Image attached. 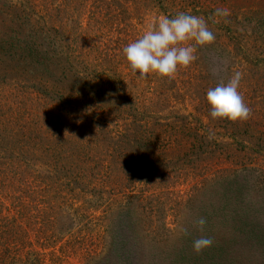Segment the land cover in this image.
<instances>
[{"label": "rangeland", "instance_id": "rangeland-1", "mask_svg": "<svg viewBox=\"0 0 264 264\" xmlns=\"http://www.w3.org/2000/svg\"><path fill=\"white\" fill-rule=\"evenodd\" d=\"M224 8L230 16H214ZM179 12L205 18L215 41L197 47L195 61L173 77L149 73L139 78L123 48L160 16ZM48 36L63 52H51L59 70L45 74L26 64L22 50L29 41L44 45ZM1 37L16 40L2 63L0 74L8 68L14 78L0 89V111L11 117L9 131L13 123L23 126L20 134L27 130L28 143L18 142L15 132L0 141L1 154L26 155H19L15 176L12 167H5L4 183L0 178V218L17 211L13 197L22 211L32 205L27 215L35 220L38 215L56 217V212L37 214L33 206L47 201L46 184L63 177L49 162L51 155L74 151L85 155L80 165L93 157L112 158L115 169L109 178L98 179L96 187L102 190L82 193L73 207L96 202L98 210L89 214L94 222L103 207L115 216L132 208L133 236L142 238L150 264H214L215 257L220 264H264V0H0ZM0 56L4 58L1 50ZM218 66L224 71L214 75ZM235 70L244 74L239 91L251 116L235 122L212 119L207 91L221 79L227 82ZM34 80L53 83L48 87L58 94L49 99L50 94L33 88ZM98 92L109 94L111 101L97 100ZM132 108L137 116L143 111L142 123L127 112ZM14 109L18 113L12 114ZM140 131L147 135L142 147L132 136ZM44 148L49 149L47 165L39 159ZM61 181L57 184L64 186ZM58 201L53 200L66 207V199ZM61 212L59 219L66 217ZM199 217L207 220L203 232L194 226ZM104 221L93 230L96 253L103 249L96 231L105 237ZM201 236L214 243L197 254L192 243ZM24 241L33 245L14 248L23 260L40 253L43 264H88L79 251L61 255L57 245L55 256L61 260L55 261L52 248L44 249L32 235ZM13 254H4L0 264H23Z\"/></svg>", "mask_w": 264, "mask_h": 264}, {"label": "trees", "instance_id": "trees-1", "mask_svg": "<svg viewBox=\"0 0 264 264\" xmlns=\"http://www.w3.org/2000/svg\"><path fill=\"white\" fill-rule=\"evenodd\" d=\"M16 18L18 17L16 16ZM15 40L16 39H14V37H8L7 39H3L2 37L0 38V42L5 44V47L0 45V50L3 52L4 56V58L0 56V72L2 69H5V67H3L4 64L2 63L7 62L8 59H5V57L7 52L11 51L14 47L13 42ZM58 50L62 51L60 45L51 43V39L48 36L44 45H39L33 41H29V43L26 44L25 48L22 50V52H24L22 53V56L27 65L30 66V64H32L34 68H37L45 74H48L50 71L57 73L59 69L54 65V57L51 52H58ZM28 69L29 68L26 67V70ZM6 70L7 71H5V73L3 72L0 74V89L4 88L7 79L14 78V72L12 71V73H8V68H6ZM37 80L32 81V86H35L33 88H35L36 91L43 92L44 94H50L47 97H49V99H54L53 94L56 90L48 87L50 85L53 86V83L49 82V85H46V82L42 83ZM89 95L92 94L89 93ZM94 95L95 97H97V95H101L97 100L104 99L106 102L111 101V96L109 94L106 95L105 93L98 92L94 93ZM93 98L91 100H93ZM103 108L108 109V107L105 106ZM16 110L17 109H14L12 114L18 113ZM115 110L118 109L115 108ZM127 112L132 114L133 117L134 115L136 116L134 117L137 118L135 121L142 123L143 111H140L138 116L136 115L138 114V111H135L133 108L131 111L129 109ZM10 121L11 117H8L6 112L0 111V141L6 140L2 137H4L7 133L12 134L15 132L14 138L19 136L18 142H22V144H24L25 141L28 143L27 130L25 131V134H20L23 132V126L19 123H13L11 125L13 126L12 129L9 131L8 123ZM15 125L18 126V131H16ZM143 126L145 127L146 125ZM132 136L140 147H142V141L144 138H147V135H145L143 131H140ZM155 136H157V133ZM154 148L157 149L156 144H154ZM46 149H43L44 151L42 152L45 153H41L42 156L39 158L43 161L42 164L44 165H47L46 159L49 158V154L46 153L49 149ZM26 154V158H38L36 155H33V153ZM19 155H22V153H0V178L3 179L1 182L4 183L5 167H9L10 169L12 167L13 169H11V172L13 175L17 173L15 166L16 163H20V161H18ZM22 156L26 155L23 153ZM52 156H54V158L48 161L57 166L59 168L60 175H63L64 177V179L63 177H61L62 179H56V182L61 184V180H64L65 185L61 186L57 183L55 184V181L51 182V184H46V186H44L43 195L48 197L47 201H42L43 205H34L33 210L36 209L37 214H39V212H56V217L46 215L47 217L39 219L38 215L36 218L37 220H35L33 215H27V213L32 211V205L28 210L22 211L23 207L21 206L23 205L18 204L17 198L13 197L12 207L17 209V211L11 217L0 218V252L3 253L0 255V258L4 254L9 256V253L15 252L17 255L13 254L12 259L16 262H21L23 264H43V254L34 253V257L31 260H23L21 259L22 256L20 251L18 250L17 252V250L14 249L18 245L21 249L25 247L28 248L27 246H32V243L24 241L25 237L27 238L29 235H32V237L35 238L36 243L43 246L44 249L52 248V251H50L49 254L53 257L56 253V246L59 245L58 252H60L61 255H67L69 250H72L73 252L79 251L83 254L84 258L88 260V264H150L153 262L152 257H149L148 251L140 245L142 238L137 240L133 236V224L131 223L133 220V218H131V213H133L132 208L128 207V209H124L121 212L117 211L118 214L115 216V213L112 210L103 207L101 209V212L103 213L102 216L94 218V222L93 219L89 218V214H91L92 211L98 210L99 205L96 202L95 205L92 203H85L81 206L73 207L74 203L78 202L80 199L82 200V193L86 194L89 190H92L93 192H91L95 193L97 190H102L104 188L101 185L100 187H96V184L100 177H110L111 171H114L115 169L114 159L109 158L108 160H96L93 157L89 159L90 162L87 160L85 163L82 162V165H80V157L85 156L83 153H74V151H70L68 155H65V153H55L51 155V157ZM139 158L141 159L140 161H142L143 156H139ZM6 181L8 185L11 183V187H13L14 181L9 179ZM108 182L110 181L108 180L104 183L107 184ZM113 184L116 185V183ZM113 184L112 188L114 187ZM91 186L94 188H91ZM112 188L107 190L108 193H112L110 192L113 191ZM15 190L16 189H14V191ZM51 192H54V197L50 196ZM56 199H59V201L66 199L67 201L63 203L66 207L62 208L60 207L62 204L56 202L54 203L53 200ZM61 210L66 213V217L59 219L57 215L60 216V214H62ZM71 212H75L74 216H70ZM105 215H108L110 220ZM103 217L107 232L104 237L96 231L98 241H101L103 244V247H101L103 249L100 250L99 253H96L98 244L93 240L95 237L92 238L95 236V234H93V230L101 224ZM65 237H67L66 240H63ZM23 254L25 253H22V255ZM59 257L60 255H56L55 261L61 260ZM189 258L191 259L190 256ZM190 259L187 258V260ZM191 263L192 262H190V264ZM220 263L221 262L218 258L215 257L214 264Z\"/></svg>", "mask_w": 264, "mask_h": 264}, {"label": "clouds", "instance_id": "clouds-1", "mask_svg": "<svg viewBox=\"0 0 264 264\" xmlns=\"http://www.w3.org/2000/svg\"><path fill=\"white\" fill-rule=\"evenodd\" d=\"M227 8L217 9L216 17L230 16ZM214 23L219 20H214ZM215 34L210 30L205 18L190 13L179 12L174 17L160 16L150 24L143 34L123 48L131 71L145 78L149 73L161 77H173L178 68L190 66L196 59L197 47L210 45L215 41ZM193 43H189V42ZM224 71L222 67L214 70V75ZM243 72L233 71L227 82L221 79L213 88H209L206 100L210 105L212 119L244 121L250 118L251 109L244 102L239 88ZM110 127V125H109ZM207 224L205 217H199L194 226L201 232ZM187 235V229L184 230ZM210 237L201 236L193 240V251L197 254L213 245Z\"/></svg>", "mask_w": 264, "mask_h": 264}]
</instances>
